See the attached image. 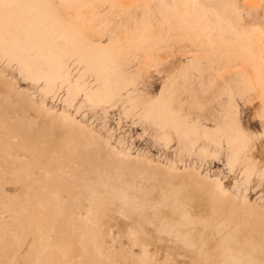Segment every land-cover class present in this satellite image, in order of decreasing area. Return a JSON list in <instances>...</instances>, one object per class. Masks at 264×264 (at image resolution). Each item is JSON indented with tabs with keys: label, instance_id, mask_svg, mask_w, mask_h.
I'll use <instances>...</instances> for the list:
<instances>
[{
	"label": "bare ground",
	"instance_id": "bare-ground-1",
	"mask_svg": "<svg viewBox=\"0 0 264 264\" xmlns=\"http://www.w3.org/2000/svg\"><path fill=\"white\" fill-rule=\"evenodd\" d=\"M67 1L0 0V54L42 83L41 96L36 97L0 71V264L146 263L131 247L127 251L120 246L116 254L105 245L104 232L112 237L114 226L117 242L153 243L174 259L172 264H264V200L251 201L247 187H241L258 170L250 152L253 136L244 129L233 100L235 92L256 88L244 65L250 56L257 79L264 83V29L243 26L240 31L232 25L231 41L219 31L228 30L227 21H243L235 4L194 0L199 11L213 12V30L207 19L188 14L192 0H170L173 4L159 26L143 21L145 30L124 28L119 19L109 27L110 6L106 13L96 11L109 31L103 40L84 8L70 16L60 10ZM87 1V7L109 1L112 9L137 3L149 10L142 0ZM247 2L241 0V5ZM189 24L195 29L189 31ZM165 26L173 27L176 37L197 38L203 31L215 51L224 48L235 61L222 86L232 92V100L211 125L189 120L174 91L178 79H189L193 62L200 64V78H214L210 53L202 52L208 67L201 66L199 54L171 67L155 95L133 93L146 58L164 60L154 52L174 36L163 30ZM136 50H144L145 60L128 69L125 59ZM61 91L67 107L81 99L76 113L84 103L102 108L118 100L129 103L125 111L137 109L140 115L133 122L155 124L157 136L166 142L170 133L176 134L186 149L204 139L214 146L215 156L225 144L228 166L233 170L242 162L245 178L235 179L231 191L220 177L194 164L180 167L120 140L113 143L110 130L103 134L66 107L46 104L48 96ZM254 136L264 139V129ZM199 151L206 154L208 149L201 145ZM260 171L264 175V168Z\"/></svg>",
	"mask_w": 264,
	"mask_h": 264
},
{
	"label": "rangeland",
	"instance_id": "rangeland-1",
	"mask_svg": "<svg viewBox=\"0 0 264 264\" xmlns=\"http://www.w3.org/2000/svg\"><path fill=\"white\" fill-rule=\"evenodd\" d=\"M142 1L148 2V12L144 8L142 9L137 3L131 6L129 5L127 8H121V6L118 8L114 6V10L111 8L109 1H99L96 2L94 6L90 5L87 7V0H68L67 4L64 3V5H66L65 7L64 5H60V10L65 13V15L70 16L76 13V11L84 8L83 10L92 16L94 27L100 29L103 40H107L109 31L104 30L99 17L96 16V11L106 13L108 11L107 8L110 6V10L107 13L108 16L110 14L109 18L111 19L109 27H112L119 19L120 25L124 28H141V30H145L146 28L142 24L143 21L154 23L155 26H159L161 19H163L167 13L169 5L173 4L170 0ZM229 1L235 4L243 17V21L234 24L227 21L228 30L226 32L220 30V34L232 41V25L240 31L244 30L243 26L245 28L260 26L264 29V0H247L248 4L246 6L241 5V0ZM185 3L187 4V0H185ZM135 5L140 11L137 10L136 7H133ZM128 9L131 11L130 14ZM134 14H136L135 17ZM188 14L198 19L200 17L207 19V24L210 25L213 30H217V27L210 22V17L213 16V12L210 9L204 10L203 12L199 11L194 0H192L191 10L188 11ZM140 18H142L141 21L138 20ZM135 19L138 21L136 22ZM113 20L115 23L112 22ZM188 29L189 31L195 29L194 24H189ZM163 30L174 36L177 34L173 27L165 26ZM174 36H170V38H168L169 40L162 41L160 43L161 48L154 52L164 58L163 62L160 61L161 63H157L154 60L146 58V64L140 68V76L136 84L132 87V89H134L133 93L140 92L145 94V92H148L151 95H155L160 90L171 67H175L176 69L181 63L187 62L188 57L193 54L202 55L203 59L201 66L208 67L209 62L204 57V53H210L215 62L214 78L210 82L208 81L207 75L200 78L197 69L200 64L198 65L193 62L189 65V79L186 81L178 79L177 84L174 85V91L176 97L181 100V105L183 107L182 112L189 120L199 119L198 123L211 125L213 123V117L219 116L224 110V104L232 100V92L223 89L222 86L226 79L232 75L235 61L232 60L231 56H227L224 48L221 49L220 53L215 51L212 44L207 41V35L204 34L203 31L200 32L197 38L191 36H175L174 38ZM199 39H201V41H198ZM244 50L247 54L249 53L247 48H244ZM144 53V50H136L135 53L128 54L124 66L128 69L137 67L140 62L139 59L145 60ZM219 55H221L220 58ZM247 59V61H244V65L251 73L256 88L248 89L243 92H235L233 100L237 105L238 115L244 129L253 136L250 145V150H252L250 152H252V157L256 162L258 170L252 173L249 183L246 185L242 184L241 187L243 189L247 187V197L251 201L257 200L261 202L264 200V175L260 171L264 168V139L261 136L255 137L254 135L264 129V83L261 84L256 77L254 67L250 63L252 57L250 56ZM171 62H173V64ZM0 71H3L7 76L11 77L18 88L29 91L36 97L41 96L39 88L42 83L32 81L26 74L20 71L16 61H10L2 54H0ZM89 78L90 77H88V79ZM62 93L61 91L59 95L54 98L53 96H48L45 100L46 104L52 108L58 109L66 107L73 116L82 119L85 123L89 124L91 122L92 126L103 134H106V132L110 130L112 132L113 143L120 140L125 145H132L134 150L142 149L150 155L158 156L164 162H174L180 167L194 164L202 172L207 171L211 176L220 177L222 181L226 183V187L231 191L235 179L242 182L245 178V174L242 172V162H238L233 170L228 166L225 144H223L222 148L215 156L211 155L214 146L204 139L197 140L194 148L186 149L181 145L176 134L170 133V141L166 142L162 137L157 136L156 130L154 129L155 124L146 122L143 124H136L133 122L134 120H139L140 115L137 109L131 112L125 111L126 108L130 107L129 103L124 105L122 101L118 100L113 106H105V109L84 103L81 109L76 113V106L81 99L75 103V106L67 107L61 102L60 96ZM125 94L126 93H124V95ZM144 127L146 130L143 129ZM201 145H205L208 149L206 154L199 151ZM113 230H115V232L112 237H108L107 234L109 231L104 232L106 236L105 245L111 249H115L116 254L120 246L127 251L129 247H131L134 249L135 256L144 257L146 259V263L144 264H149L147 262L150 261H160V264L174 263L173 258L166 257L165 252L155 248L153 243L142 246L140 243L134 244L131 239H127L126 242L122 243L117 242L119 236L115 226ZM143 247L148 250L144 252Z\"/></svg>",
	"mask_w": 264,
	"mask_h": 264
}]
</instances>
